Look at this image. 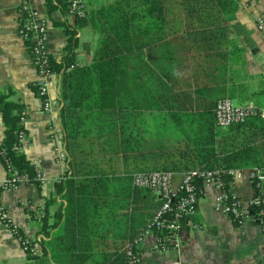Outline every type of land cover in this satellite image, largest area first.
Returning a JSON list of instances; mask_svg holds the SVG:
<instances>
[{"label":"crops","instance_id":"0c3cea01","mask_svg":"<svg viewBox=\"0 0 264 264\" xmlns=\"http://www.w3.org/2000/svg\"><path fill=\"white\" fill-rule=\"evenodd\" d=\"M20 0H0V95L19 104L26 112L24 124L28 145L22 150L26 159L42 169L43 183H23L0 193L12 223L25 226L44 213L37 231L44 238L38 244L40 254L26 255L16 236L0 222V264H112L122 255L127 240L140 234L159 207L161 200L149 190L134 187L132 174L152 170L183 173L196 166L191 136L200 114L214 108L217 99L229 97L238 105L252 103L264 108V0H234L236 8L227 15L229 40L205 45L193 39L180 21L133 24V33L125 43L126 66L121 106L100 111L77 109L83 124L72 151L78 160L89 162L76 168V181L98 175L103 190L101 209L95 231L74 238L62 230L66 202L57 191L65 179L64 166L70 168L62 127L60 87L62 71L51 80L49 96L55 102L48 113L37 95V72L30 49L18 34ZM90 13L75 19L62 2L48 12L46 0H31L33 8L48 19V49L53 60L64 61L68 53L65 25L74 30L76 46L72 60L83 66L92 61L98 44L93 27V11L111 0H87ZM114 2V1H113ZM262 17V28L258 21ZM73 62V63H74ZM67 72V71H66ZM20 115V113H19ZM264 123V120L260 119ZM259 122V121H258ZM251 119L237 132L219 130V146L226 151L239 138H249L257 164L264 168V129ZM162 129L157 130V127ZM59 135L67 153V163L58 162L51 135ZM5 125L0 111V140ZM6 169L0 161V180ZM231 191L244 204L256 195L247 180L234 181ZM264 191V187H263ZM213 188L202 191L191 223L184 226L179 251H161L153 234L143 233L138 244L142 264H264V227L246 222L236 225L228 216L214 209ZM34 221V220H33ZM79 236V235H78Z\"/></svg>","mask_w":264,"mask_h":264},{"label":"trees","instance_id":"16d2710c","mask_svg":"<svg viewBox=\"0 0 264 264\" xmlns=\"http://www.w3.org/2000/svg\"><path fill=\"white\" fill-rule=\"evenodd\" d=\"M53 1L46 0L48 12L55 6ZM173 8L179 9L177 14L179 21L184 24V30L192 32L196 41L212 45L213 42L223 43L229 40L227 15L236 8L234 0H117L101 5L93 11L92 24L99 38L89 64L65 71L66 67L74 62L71 52L76 46L74 30L68 25H65L68 53L64 56V61L58 62L51 58V67L55 72L58 73L65 68L60 87L62 101L60 118L66 131L65 146L70 155L68 160L70 172L60 181L57 188L59 193H63L66 202L64 210L59 209L58 215L60 218L63 216L62 230L66 235L72 236L74 242L81 236L80 234L83 233L88 239V235L95 231L104 203L103 190L96 189L97 185L102 184V179L98 175H91L80 181L73 177L77 175L76 168L89 164L84 160H78L72 151V147L76 145L79 127L83 124L76 118L77 109L106 111L114 108L116 101L121 106L119 94L124 89L125 52L130 51L131 47L125 40L132 37L133 24L139 21L148 24L167 21ZM0 111L5 125V135L0 143V161L5 168L10 166L21 174L25 173L30 178L28 184L39 185L40 182L34 179V165L26 159L23 152H18L15 148L18 134L23 128L19 123L20 105L0 95ZM200 118H204L205 123L195 127L190 141L191 146L195 148L194 155L198 161L193 168L251 165L261 167L257 164L254 146L250 144L249 138L241 137L238 141L234 140L226 151L215 153V146H219L216 139L219 133L214 124L212 110L209 109L205 115L200 114ZM251 119L260 123L261 130L264 129V123L258 116H251L245 123L231 125L228 129L237 132ZM251 211L254 213V208H251ZM112 264H123V256L115 257Z\"/></svg>","mask_w":264,"mask_h":264},{"label":"built area","instance_id":"2783aa9c","mask_svg":"<svg viewBox=\"0 0 264 264\" xmlns=\"http://www.w3.org/2000/svg\"><path fill=\"white\" fill-rule=\"evenodd\" d=\"M63 2L67 12L75 19H86L90 13L87 0H54V3ZM262 17L258 21V27L262 28ZM48 25L46 17L39 15L33 8L31 0H20L18 6V34L28 44L33 66L37 72L36 82L37 95L42 101V109L50 113L55 102L49 96L51 80L57 75L52 67V57L48 49ZM83 64L74 62L66 67L69 71L74 67H82ZM251 116H258L264 120V108L252 103L238 105L234 104L229 97L216 100L213 108L214 124L219 130H225L231 125L243 124ZM26 112L20 111L19 123L22 129L18 134V143L15 147L18 152L28 145L24 124ZM58 162L63 166L67 163V153L59 135L52 134ZM2 140H0L1 143ZM6 176L0 180L1 191H8L18 185L28 183L30 178L21 174L10 166L6 168ZM36 181L43 183L45 174L42 169L35 165ZM64 174L68 173L67 165L64 166ZM247 180L256 189L254 195L245 205L242 199L231 191L234 181ZM134 187L143 188L158 195L161 203L145 225L144 230L137 236L126 241L123 247V264H142L138 252V244L143 233H151L155 237L156 247L161 251L173 249L179 251V236L184 226L198 228L191 223V218L196 213L199 197L206 188H213L214 209L228 216L236 225L240 226L246 222H253L264 227V168L251 165L245 167H196L183 173L170 170H152L147 172H136L132 174ZM251 208H254L252 213ZM44 217L43 212L28 221L31 224L21 226L11 222L6 208L0 201V222H2L16 236L27 256L40 254L38 244L43 240L42 233L37 231ZM34 220V221H33ZM176 264H184L177 260Z\"/></svg>","mask_w":264,"mask_h":264},{"label":"rangeland","instance_id":"374dc122","mask_svg":"<svg viewBox=\"0 0 264 264\" xmlns=\"http://www.w3.org/2000/svg\"><path fill=\"white\" fill-rule=\"evenodd\" d=\"M113 1H117V0H111V2H113ZM172 10L173 11L170 14L169 20L170 21H179V15L177 16V14H179V9L173 8ZM232 101L234 104H237L233 99H232ZM162 128H163L162 126H159V127H157V130L162 129Z\"/></svg>","mask_w":264,"mask_h":264}]
</instances>
